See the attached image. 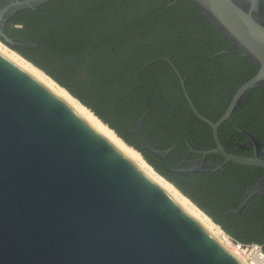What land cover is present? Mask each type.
I'll use <instances>...</instances> for the list:
<instances>
[{
  "label": "water",
  "instance_id": "obj_1",
  "mask_svg": "<svg viewBox=\"0 0 264 264\" xmlns=\"http://www.w3.org/2000/svg\"><path fill=\"white\" fill-rule=\"evenodd\" d=\"M47 1L0 0V42L12 50L33 46L8 37L6 23ZM191 1L256 73L212 122L198 114L184 80L167 60L193 113L211 128L215 145L174 171H216L220 166L207 161V153L264 169V142L256 136L240 130L245 143L239 147L254 153L238 156L226 151L217 135L252 91L264 88V0ZM142 121L136 129L141 148L158 157L168 154L170 149L160 151L145 139ZM263 194L264 177L246 190L232 213ZM0 264L244 263L62 98L0 50Z\"/></svg>",
  "mask_w": 264,
  "mask_h": 264
},
{
  "label": "trees",
  "instance_id": "obj_2",
  "mask_svg": "<svg viewBox=\"0 0 264 264\" xmlns=\"http://www.w3.org/2000/svg\"><path fill=\"white\" fill-rule=\"evenodd\" d=\"M5 33L33 46L14 49L89 109L116 136L137 150L169 184L233 241L258 244L264 252V194L246 190L264 169L237 164L217 153L205 158L216 171H174L185 160L215 148L212 131L192 111L216 122L256 68L214 29L191 0H48L17 12ZM174 66L171 67L168 61ZM160 151L141 148L136 132ZM246 130L264 141V88L217 128L218 140L236 155Z\"/></svg>",
  "mask_w": 264,
  "mask_h": 264
},
{
  "label": "bare ground",
  "instance_id": "obj_3",
  "mask_svg": "<svg viewBox=\"0 0 264 264\" xmlns=\"http://www.w3.org/2000/svg\"><path fill=\"white\" fill-rule=\"evenodd\" d=\"M0 50L8 57L18 63L30 75L42 82L57 96L62 98L79 115H81L90 125H92L102 136L109 140L122 154L131 160L140 170L157 183L177 204H179L187 213L198 221L212 236L219 240L225 247L234 253L244 264H264V254L250 249L240 251L235 243L220 229L218 225L211 221L202 211L193 203L184 197L175 187L163 179L141 156V154L121 141L113 130L102 123L89 109L73 98L65 89L56 84L44 72L22 58L14 50L8 48L0 42Z\"/></svg>",
  "mask_w": 264,
  "mask_h": 264
},
{
  "label": "flooded vegetation",
  "instance_id": "obj_4",
  "mask_svg": "<svg viewBox=\"0 0 264 264\" xmlns=\"http://www.w3.org/2000/svg\"><path fill=\"white\" fill-rule=\"evenodd\" d=\"M240 133V132H239ZM250 133V132H249ZM241 134V133H240ZM241 137H242V140H239V141H236L235 142V145H236V149H238L239 151H240V154L238 155V156H253V151L249 148V149H247V148H241V147H239V144H244L245 143V138L243 137V135L241 134ZM261 141V140H260ZM262 142H264V141H262ZM236 155V154H235ZM260 157H261V159H263L264 160V153H262L261 155H260ZM262 177H264V175L262 176ZM261 177V178H262ZM260 178V179H261Z\"/></svg>",
  "mask_w": 264,
  "mask_h": 264
},
{
  "label": "built area",
  "instance_id": "obj_5",
  "mask_svg": "<svg viewBox=\"0 0 264 264\" xmlns=\"http://www.w3.org/2000/svg\"><path fill=\"white\" fill-rule=\"evenodd\" d=\"M232 241V240H231ZM233 242V241H232ZM235 243L236 245V248L240 251H247V250H250V249H254L255 251H259L261 253L264 254V252L262 251L261 249V246L258 245V244H246V245H243L241 243H238V242H233Z\"/></svg>",
  "mask_w": 264,
  "mask_h": 264
}]
</instances>
